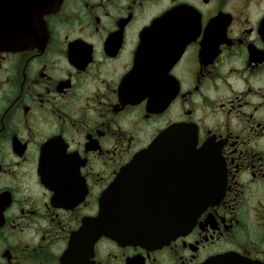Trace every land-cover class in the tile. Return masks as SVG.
<instances>
[{
  "label": "flooded vegetation",
  "instance_id": "af4514ba",
  "mask_svg": "<svg viewBox=\"0 0 264 264\" xmlns=\"http://www.w3.org/2000/svg\"><path fill=\"white\" fill-rule=\"evenodd\" d=\"M33 1L0 0V38L26 31ZM11 44L0 264H264V0H62ZM186 144L203 158L179 156ZM211 186L219 199L175 238L97 236L103 208L165 213L171 234L178 201Z\"/></svg>",
  "mask_w": 264,
  "mask_h": 264
},
{
  "label": "water",
  "instance_id": "95a60500",
  "mask_svg": "<svg viewBox=\"0 0 264 264\" xmlns=\"http://www.w3.org/2000/svg\"><path fill=\"white\" fill-rule=\"evenodd\" d=\"M62 0H34L30 7L33 8V16L29 19V26L26 31L23 32L21 25L22 21L18 22L17 35L14 38L11 36H1L0 38V47L10 48L12 45L11 42H15L16 46H23L29 40L30 37H33L36 34L37 27L42 20L43 15H47L49 11H52L54 8L57 9ZM33 24V25H32ZM180 134V131L178 132ZM166 139L154 141L152 145L144 150L139 152L135 158L138 161L135 162V166L142 165L140 159L144 158H158L163 156L161 153L163 149L157 148L162 142H165ZM169 152L172 150L171 147L167 148ZM176 150V148H174ZM177 151L180 152L179 156L186 158L195 159L197 161L203 158L202 150L196 152L191 145L186 144L183 148L181 146L177 147ZM194 166H202V163L196 162ZM127 178V175L121 172L114 183V189L119 192L114 196V205L118 208L123 206L124 196L122 190V182ZM213 190L211 186L206 190L205 194H198L196 189H194L193 194L184 197L182 200H179L177 203V210L173 208L172 216L174 218V228L171 229V234H169L168 229H165L162 225L164 222L165 213H160L157 216L154 211H130L132 218L125 219L117 216V211L114 210L113 213L111 210L107 212L106 208H103L98 215V229L97 236H105L112 238L121 242H134L138 244H156L165 240L172 239L184 232H186L194 218L209 204L218 197L210 194ZM112 214L114 215L112 218ZM177 217V219H176ZM176 221V222H175ZM242 264H250L243 262Z\"/></svg>",
  "mask_w": 264,
  "mask_h": 264
}]
</instances>
